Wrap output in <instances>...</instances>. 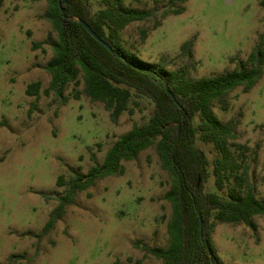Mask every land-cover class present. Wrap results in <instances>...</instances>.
<instances>
[{"label":"rangeland","instance_id":"374dc122","mask_svg":"<svg viewBox=\"0 0 264 264\" xmlns=\"http://www.w3.org/2000/svg\"><path fill=\"white\" fill-rule=\"evenodd\" d=\"M93 12L102 0H87ZM264 0H187L180 15H169L154 29L136 22L123 32L126 46L142 60L169 62L168 69L189 66L194 78L212 77L244 64L264 34ZM135 9H167L170 0H125ZM47 0H5L0 11V264H163L135 246L166 248L171 206L165 199L170 178L155 149L123 162L124 173L98 181L77 195L50 233L43 235L58 198L74 172L87 174L101 165L118 137L134 123L148 121L154 109L147 99L136 113L117 123L103 103L72 84L67 102L46 95L51 76L46 65L56 34L42 16ZM147 38L143 41V31ZM193 40L192 56L181 46ZM33 42L43 47L33 48ZM41 82L39 98L29 84ZM76 93L80 99H76ZM229 108L215 105L224 123H236V142L251 150V171L258 198L264 202V77L250 91L228 96ZM197 146L212 161L211 146ZM212 166L210 172L212 173ZM207 192L220 193L214 177ZM50 199H45L43 195ZM221 194V193H220ZM253 225L218 223L213 239L225 264H264V218Z\"/></svg>","mask_w":264,"mask_h":264},{"label":"trees","instance_id":"16d2710c","mask_svg":"<svg viewBox=\"0 0 264 264\" xmlns=\"http://www.w3.org/2000/svg\"><path fill=\"white\" fill-rule=\"evenodd\" d=\"M4 1L0 0V11ZM170 1L167 9L159 11L135 9L125 0H102V8L93 12L87 0H47L42 17L51 24L50 36L56 34V39L52 41V58L45 67L51 76L45 94L67 102L69 86L83 83V93L103 103L114 123L126 112L131 116L136 113L132 105L139 107L140 102L135 99L149 100L154 109L148 121L134 123L129 132L118 137L101 165L93 166L87 174L74 172L68 182L59 177L57 184L68 188L58 198L59 205L51 212L43 235L53 230L79 193L107 177L122 175L123 162L134 161L153 148L170 178L165 195L171 206L169 244L161 248L136 242L135 246L163 264H225L213 239L216 226H252L253 218H264V202L258 198L250 175L251 150L236 142V123L222 122L214 107L218 104L227 110L228 96L233 91L242 88L250 92L264 77V34L244 64L221 75L197 79L187 65L171 70L164 60L148 63L126 46L123 32L136 22L153 23L157 29L169 15L184 12V7L175 6L187 0ZM81 21L111 50L93 38ZM146 38L144 30L143 41ZM43 45L33 42L34 49ZM193 46V40L186 41L181 46V56L191 57ZM41 89V82H33L26 93L39 98ZM80 94H74L75 98L80 99ZM198 141L211 146L212 161L197 146ZM211 177L221 194L206 191ZM200 216L204 221L203 235Z\"/></svg>","mask_w":264,"mask_h":264},{"label":"water","instance_id":"95a60500","mask_svg":"<svg viewBox=\"0 0 264 264\" xmlns=\"http://www.w3.org/2000/svg\"><path fill=\"white\" fill-rule=\"evenodd\" d=\"M63 0H60V2H62ZM228 2V0H227ZM81 23L85 26V28L87 29V31L92 35L93 38H95L98 42H100L101 44H103L104 46H106L109 50H111V47L104 42L94 31L93 29L84 21H81ZM171 96L173 99H175L174 95L171 93ZM179 129V134H180V127H178ZM200 183V181H199ZM203 229H204V221L202 216H200V232L203 235Z\"/></svg>","mask_w":264,"mask_h":264}]
</instances>
